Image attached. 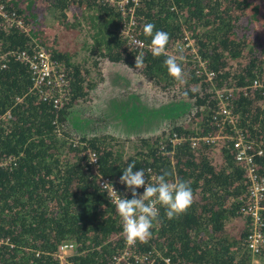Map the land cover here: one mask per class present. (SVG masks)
Masks as SVG:
<instances>
[{"label": "trees", "instance_id": "obj_1", "mask_svg": "<svg viewBox=\"0 0 264 264\" xmlns=\"http://www.w3.org/2000/svg\"><path fill=\"white\" fill-rule=\"evenodd\" d=\"M0 1L26 27H0V51L6 52L0 68V238L4 239L0 264H58L52 253L63 240L74 245L68 257L73 263L110 262L122 246L123 235L115 206L97 184V173L117 182L132 162L136 169L147 173L149 168L156 176L167 171L170 182L188 181L193 190V203L180 216L169 220L159 208L151 238L135 244L137 251L152 253L143 264H249L243 239L250 218L241 210L249 193L244 167L234 158L230 141L222 138L215 145L192 147L187 136L200 130L216 132L219 124L229 131L215 113L210 87H231L228 104L237 126L246 139L261 141L263 147L259 154L252 144L247 152L256 177L263 178L259 203L264 205V87L244 88L255 77L264 80V0H138L133 31L146 46L134 49L119 32L126 15L104 0ZM80 10L87 20L92 51L133 69L135 55L142 52L144 66L137 70L143 76L173 89L180 98L192 99L189 122L167 130L182 134V139L172 144L167 133L158 148L161 135L139 137V150L121 160L111 135L59 137L71 105L86 93L84 73L70 59L74 51L60 50L54 38L45 36L44 17L52 12L57 26L63 25L60 37L68 36L67 30L74 32L72 37L79 27ZM146 23H153L154 31L169 33L167 49L189 35L198 55L214 71L212 83L195 75L187 49L175 51L184 57L179 61L184 82L170 77L163 63L166 57H153L149 51L151 37L143 35ZM33 43L42 45L70 75V93L60 105L53 106L29 89V71L15 57L16 50ZM167 49V55H174ZM191 124L198 129H191ZM212 148H217L214 158ZM88 149L96 154L97 173L89 165ZM118 187L125 186L118 183ZM232 217L238 218L237 223L229 221ZM259 218L264 230V208Z\"/></svg>", "mask_w": 264, "mask_h": 264}, {"label": "rangeland", "instance_id": "obj_2", "mask_svg": "<svg viewBox=\"0 0 264 264\" xmlns=\"http://www.w3.org/2000/svg\"><path fill=\"white\" fill-rule=\"evenodd\" d=\"M77 13L78 17L81 10ZM68 15L71 17L70 13ZM57 21L52 12L45 14V36L54 38L55 47L60 50L67 48L74 51L70 59L84 73L82 83L85 86L83 90L86 91L84 98L71 105L62 125L63 130L59 132L62 133L59 134L60 138L111 135L114 137L113 147L119 149L118 154L122 160L139 150V137L161 135L158 139L159 148L163 145L160 139L167 133L168 139L171 136L172 133L167 132L170 126L189 122L190 111L193 110V105L190 104L192 99L180 98L173 94V89H164L160 83L143 76L139 70L108 61L92 51L87 20L82 19L81 15L78 18L79 27L72 37L70 34L74 32L69 33L70 30L65 31L68 36L60 37L59 31L63 30V25L57 26ZM167 51L176 55L173 42ZM195 52L194 56L198 55ZM189 59L192 62L191 57ZM190 67H193V62ZM210 89L212 91V85ZM190 126L193 130L198 129L195 124ZM207 132L209 131L205 133ZM199 133L201 130L193 132L195 135ZM216 139L210 145H215ZM216 149H211L213 158ZM229 221L237 223L238 218L232 217Z\"/></svg>", "mask_w": 264, "mask_h": 264}, {"label": "built area", "instance_id": "obj_3", "mask_svg": "<svg viewBox=\"0 0 264 264\" xmlns=\"http://www.w3.org/2000/svg\"><path fill=\"white\" fill-rule=\"evenodd\" d=\"M109 4L114 5L123 15H126L123 26L119 28V32L122 38L125 40V44L134 48L145 47L146 43L134 34L135 19L133 16L134 7L138 3V0H104ZM0 27L8 29L10 27H17L20 30H26L25 25L21 21L18 15L12 12H8L4 9L2 2L0 1ZM138 41L139 46L133 43ZM173 48L175 51L187 49L189 57H191L194 67V73L200 79L209 81L212 83L214 77V71L207 66V61L201 58L195 52L193 40L187 34H184L180 39H176L173 42ZM195 52V56H194ZM5 51H0V68L5 65ZM15 57L23 62L30 74L31 83L30 90H34L37 96L41 99H47L52 102L53 106L62 104L68 94L70 93V75L64 69L61 64H57L44 49V47L38 43H33L26 49H18L15 51ZM264 87V80L261 81L258 77H255L251 82L244 86V88H259ZM212 96L216 103V115L220 118V123L228 124L229 131L224 132L222 126L219 127L216 132L199 133L197 135H186L189 139L190 145L193 147L199 143L211 144L216 138V142L219 139L224 138L232 143L234 150V158L242 163L245 171V175L249 180V193L248 202L241 207L243 213L247 214L250 218V227L243 239L244 247L248 251L249 264H264V256L261 254L264 252V230L262 229V222L259 218V211L264 208V205L260 204V198L263 195V178H257L254 169V163L252 162V155L247 152L252 144L256 146V153H262L263 147L261 141H254L253 139H246L241 129L236 124V119L232 114L229 100L232 94V88L223 85L219 87H212ZM214 117V116H213ZM185 136V137H186ZM184 136H176L174 133L169 137V142L172 144L182 139ZM215 142V143H216ZM88 162L92 167L93 172L96 171V154L92 150H87ZM11 158H7V161ZM146 179L149 183L153 182V177L156 176L149 168L146 169ZM148 174V175H147ZM112 183L114 189L118 192V195L123 198H131L130 191H127L125 187L119 189L118 183L110 180L107 176L97 173V184L102 189L107 199L115 206L110 200L107 191L103 188L105 183ZM107 187H111L108 185ZM138 192H143V188L138 189ZM122 231V228H121ZM4 239L0 238V243H3ZM74 252V245L70 240H63L58 245L55 251L52 253L57 259L58 264H78L73 263L68 257ZM37 253V251L35 252ZM151 251H137L134 246H129L123 238L122 246L112 256L110 262L107 264H143L147 263L151 257ZM167 260V258H164Z\"/></svg>", "mask_w": 264, "mask_h": 264}, {"label": "clouds", "instance_id": "obj_4", "mask_svg": "<svg viewBox=\"0 0 264 264\" xmlns=\"http://www.w3.org/2000/svg\"><path fill=\"white\" fill-rule=\"evenodd\" d=\"M153 23H146L143 26V35L151 37L149 51L153 57L165 56L163 63L168 75L174 80L183 83V68L181 63L183 55H167L166 49L170 35L163 30H155ZM139 46L138 41H133ZM182 53L183 50L181 49ZM144 66V53L135 55V68L141 69ZM197 91V89H192ZM135 169V170H134ZM169 172L164 171L153 177V182L146 179L144 169H136L135 162L128 163L122 170L119 183L130 191L131 198H121L114 189L112 183H105L103 188L107 191L110 200L115 204V209L120 217L122 235L129 246L137 242L147 243L151 238V229L154 222L158 220L159 208L163 207L166 217L171 220L185 213L193 203V190L190 182L177 180L170 182L167 177ZM111 185V187H107ZM143 188V192L138 189ZM159 206V207H158Z\"/></svg>", "mask_w": 264, "mask_h": 264}]
</instances>
